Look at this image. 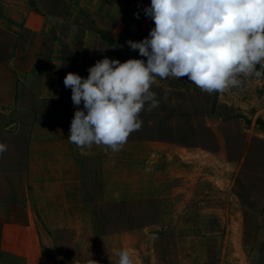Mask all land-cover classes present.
<instances>
[{"label":"crops","instance_id":"crops-1","mask_svg":"<svg viewBox=\"0 0 264 264\" xmlns=\"http://www.w3.org/2000/svg\"><path fill=\"white\" fill-rule=\"evenodd\" d=\"M150 3L0 0V143L7 146L0 154V264H118L123 248L134 264H198L197 254L183 250L192 238L169 240L164 232L223 227L199 222L196 213L171 221L166 207L177 197L167 198L165 186L193 178L198 165L168 142L129 137L112 152L96 145L82 151L68 140L83 103L73 104L64 78H87L104 58L146 60L128 41H142L155 27L143 11ZM218 103L236 106L264 146V78L218 93ZM227 227L233 238L246 231L245 222ZM64 248L73 254L58 260Z\"/></svg>","mask_w":264,"mask_h":264},{"label":"clouds","instance_id":"clouds-1","mask_svg":"<svg viewBox=\"0 0 264 264\" xmlns=\"http://www.w3.org/2000/svg\"><path fill=\"white\" fill-rule=\"evenodd\" d=\"M143 11L155 27L128 44L146 60L104 58L87 78L72 72L64 78L73 104L83 103L68 137L82 151L96 145L119 152L141 128L140 114L159 107L152 91L158 78L187 77L208 94L264 78V0H151ZM6 150L0 143V154ZM118 256V264H134L127 248Z\"/></svg>","mask_w":264,"mask_h":264},{"label":"rangeland","instance_id":"rangeland-1","mask_svg":"<svg viewBox=\"0 0 264 264\" xmlns=\"http://www.w3.org/2000/svg\"><path fill=\"white\" fill-rule=\"evenodd\" d=\"M152 91L160 101L159 107L143 111L141 128L130 136L157 140L161 133L171 134L172 139L165 141L169 147L180 152L183 159H196L198 165L193 178H178L165 186L167 198L177 197L173 202L168 201L171 205L166 207L171 210V221H181L185 214L196 213L199 222L223 224L220 230L164 232L165 238H192V244L188 239L183 250L191 249L197 254L198 264H264V216L261 215L264 209V146L252 139L250 130L247 131L253 124L236 106L215 102L218 93L201 91L187 77L158 78ZM249 143L251 149L242 159ZM177 189L181 192L173 194ZM182 205L183 213H180ZM244 222L243 237L240 231L233 238L227 224L240 227ZM248 224L256 229H247ZM86 235L88 239V233ZM73 238L72 233L69 234L68 240ZM73 251L64 248L55 256L59 260L63 252L64 256H72Z\"/></svg>","mask_w":264,"mask_h":264},{"label":"trees","instance_id":"trees-1","mask_svg":"<svg viewBox=\"0 0 264 264\" xmlns=\"http://www.w3.org/2000/svg\"><path fill=\"white\" fill-rule=\"evenodd\" d=\"M100 33H101V36L103 37V38H105L109 43L110 42H112L113 40L111 39V38H109L103 31H100ZM217 94H216V98H215V102H218V100H217ZM258 123L259 124H262L263 125V127H264V124H263V122L261 121V120H258ZM172 135L170 134V135H168V134H165V133H161V134H159V136L156 138L157 140H163V141H170L172 138H170ZM129 137H131V138H134V137H132V136H129ZM139 139H149V140H155V138L154 137H139Z\"/></svg>","mask_w":264,"mask_h":264}]
</instances>
